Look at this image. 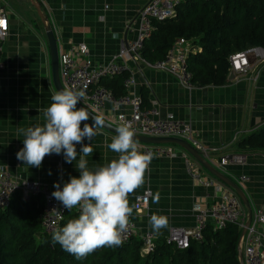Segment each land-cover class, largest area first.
I'll return each mask as SVG.
<instances>
[{
  "label": "crops",
  "instance_id": "1",
  "mask_svg": "<svg viewBox=\"0 0 264 264\" xmlns=\"http://www.w3.org/2000/svg\"><path fill=\"white\" fill-rule=\"evenodd\" d=\"M31 1L0 0L1 5L7 6L10 20V32L2 41L0 58V167L8 170L16 180H37L51 187L60 183L63 187L71 177H79L76 161L67 163L63 154H51L45 157L40 168H30L17 159V153L24 146V136L19 129L43 125L42 109L51 105L53 93L65 88L60 64L57 74L54 72L47 34ZM36 1L53 24L59 51L85 43L91 58L99 63L117 54L123 41L136 37L138 14L150 0ZM15 7L27 10V15ZM250 60L251 70L247 76L237 78L234 75L224 85L194 83L190 89L173 74L132 60L127 62L129 70L122 74L123 80H105L102 85L113 92L141 96L145 87L149 105L157 104L161 118L173 114L179 120L191 122L194 137L209 148V155L201 154V157L211 169L202 165L203 173L221 181L211 172L217 170L237 183L253 209L264 207V150L238 151L236 148L242 137L264 126V62H258L252 56ZM131 76L136 83L127 87L125 80ZM120 112L130 115L132 108L126 105L116 108L110 101L106 102L102 116L108 122ZM84 123L92 124L93 120L82 122L81 127ZM115 135L103 127L93 140L85 138L82 144L76 145L80 153L83 145L91 144L92 152L86 157L90 170L118 158V154L107 147ZM155 144L184 148L176 142ZM233 155L244 156V162L236 161ZM225 156L231 159L222 166L219 162ZM79 158L78 155L77 161ZM243 175L246 180H241ZM147 190L152 193L150 203L147 208L137 211L135 196ZM218 195L216 186L206 187L190 178L182 156L155 157L146 170L145 182L128 196L133 208L129 218L135 224V237L141 239L145 233L152 232L155 241L161 242L172 227L194 228L197 225L194 206L207 207ZM72 210L78 211V208ZM154 214L168 218V227L160 233L154 232L149 225ZM246 214L248 219L247 206Z\"/></svg>",
  "mask_w": 264,
  "mask_h": 264
},
{
  "label": "built area",
  "instance_id": "2",
  "mask_svg": "<svg viewBox=\"0 0 264 264\" xmlns=\"http://www.w3.org/2000/svg\"><path fill=\"white\" fill-rule=\"evenodd\" d=\"M184 1L150 0L138 14L136 37L123 41L118 53L106 62H95L85 43L72 46L68 50H60V74L65 88L70 87L85 92V96L79 103L97 115H102L106 102H113L116 108L122 105L130 106L132 108L130 115L120 112L109 118L108 122L117 127L122 123L120 118L123 117L124 121L131 123L136 132L135 138L174 137L183 139L189 141L200 154L208 156L209 148L194 137L191 122L179 120L173 114H169L163 119L159 116V108L156 103L150 107H144L140 94L127 92L122 96H116L113 91L101 84L104 78H113L127 72L129 70L127 62L132 60L143 61L149 68L171 73L183 85L192 89L195 84L188 68V57L191 52L196 53L199 49L192 46L189 40L178 38L165 57L155 62L146 60L141 54L145 41L150 38L154 30L153 20L176 17L177 9ZM0 22H3L0 23V41H3L10 32L8 8L5 4L0 7ZM250 56L256 58L258 62H264V47L253 46L231 54L229 56L230 74L233 73L237 78L247 76L251 70ZM135 83L133 76L125 80L127 87H131ZM139 144L141 151L153 152L155 157L182 156L186 171L192 180L206 187L216 186L219 192L218 198L209 206H194L193 210L197 218V225L194 228L172 227L166 238L167 242L174 243L180 249H186L192 240L201 241L203 239V232L208 224H213L215 229H221L229 223H235L243 230L247 221L246 206L236 190L213 176L204 174L201 163L184 148L177 149L172 144L140 141ZM232 158L238 162L245 160L242 155H233ZM230 159L229 156L222 157L219 163L224 166L229 163ZM246 179V176H241V180ZM55 190V187L45 185L37 180H16L8 170L0 167V209H6L11 205L17 191L22 192L24 199H29L30 196H41L43 200L42 226L46 233H54L58 230L66 217L67 209L52 196ZM151 195L149 190L136 195L135 209L142 211L147 208ZM134 237L135 224L129 218V226L122 239L123 242H129ZM141 240L143 242L142 250L145 254L155 250L154 233H145ZM240 245L243 250L244 264H264V207L252 209V221L242 236Z\"/></svg>",
  "mask_w": 264,
  "mask_h": 264
},
{
  "label": "trees",
  "instance_id": "3",
  "mask_svg": "<svg viewBox=\"0 0 264 264\" xmlns=\"http://www.w3.org/2000/svg\"><path fill=\"white\" fill-rule=\"evenodd\" d=\"M1 7V2H0ZM177 17L153 20L154 30L145 41L142 56L151 62L165 57L178 38L189 40L199 49L188 57L193 82L200 86L229 82V56L253 46L264 47V0H185ZM0 41V58H1ZM123 80L124 76L104 78ZM116 96L125 93L114 92ZM148 90L143 87V106L149 107ZM238 151L264 150V126L242 137ZM41 196L24 199L17 191L11 205L0 209V264H240L239 243L242 229L235 223L215 229L208 224L201 241L192 240L186 249L166 239L156 242L155 250L145 254L143 242L134 237L119 247H103L77 259L42 226ZM67 210L61 227L78 217Z\"/></svg>",
  "mask_w": 264,
  "mask_h": 264
},
{
  "label": "clouds",
  "instance_id": "4",
  "mask_svg": "<svg viewBox=\"0 0 264 264\" xmlns=\"http://www.w3.org/2000/svg\"><path fill=\"white\" fill-rule=\"evenodd\" d=\"M84 96L83 90L70 87L53 93L51 105L42 109L45 123L19 129L24 146L17 153V159L30 168H40L45 157L51 154H63L67 163L77 162L79 177H71L62 188L60 183L54 184L56 190L52 193L65 209H79L77 218L69 220L52 235L54 244L59 243L77 259H85L103 247L122 245L133 211L128 196L145 182L146 170L155 158L153 152L140 150L131 123L121 117L116 135L107 143L118 158L90 170L86 157L92 152L91 144L83 145L80 153L76 145L82 144L85 138L93 140L106 120L102 115L92 116L93 123H84L81 127L82 122L90 119L87 108L77 107ZM149 225L160 233L168 227V218L154 214Z\"/></svg>",
  "mask_w": 264,
  "mask_h": 264
},
{
  "label": "water",
  "instance_id": "5",
  "mask_svg": "<svg viewBox=\"0 0 264 264\" xmlns=\"http://www.w3.org/2000/svg\"><path fill=\"white\" fill-rule=\"evenodd\" d=\"M31 3L34 6V8L36 9V11H37V13H38L43 25H44V28H45V31L47 34V38H48V42H49V46H50L51 53H52L54 72H55V74H57V72L59 70V44H58V40H57V36H56L55 30H54L53 24L51 23V20H50L48 14L45 12V10H43L42 5L38 1L32 0ZM233 77H234V74L231 73L229 76V79H233ZM60 91H61V89H60ZM77 107L80 108V107H85V106H83L81 103H78ZM88 110L90 112V119L92 120L91 117L96 116L97 114L92 112L90 109H88ZM104 128L116 134V126L110 124L107 121H106ZM135 139H137L140 142H146V143L176 142L178 144H181L188 152H190L201 163V165H203L204 167L210 168L208 166V164H206V162L203 160V158L201 157V154L198 152V150H196L186 140L178 139V138H174V137H136ZM211 172H213V174L217 178H219L221 181L225 182L226 184H228L232 188H234L237 191V193L239 194V196L241 197L244 204L248 208L249 215H248V219L246 221L245 227L242 230V234L240 237V242H241L242 236L246 233L247 227L251 224V221H252V207H251V203L249 201V198L247 197L245 191L237 183L233 182L232 180H230L229 178L224 176L221 172H219L217 170H211ZM239 259H240V264H244L243 250L241 248L240 243H239Z\"/></svg>",
  "mask_w": 264,
  "mask_h": 264
},
{
  "label": "rangeland",
  "instance_id": "6",
  "mask_svg": "<svg viewBox=\"0 0 264 264\" xmlns=\"http://www.w3.org/2000/svg\"><path fill=\"white\" fill-rule=\"evenodd\" d=\"M15 10H18V11H20L23 15H27V10H23V9H18V7H15ZM31 10V9H30ZM34 9H32V11H33ZM20 13V14H21Z\"/></svg>",
  "mask_w": 264,
  "mask_h": 264
},
{
  "label": "snow or ice",
  "instance_id": "7",
  "mask_svg": "<svg viewBox=\"0 0 264 264\" xmlns=\"http://www.w3.org/2000/svg\"><path fill=\"white\" fill-rule=\"evenodd\" d=\"M0 23H3V22H0Z\"/></svg>",
  "mask_w": 264,
  "mask_h": 264
}]
</instances>
